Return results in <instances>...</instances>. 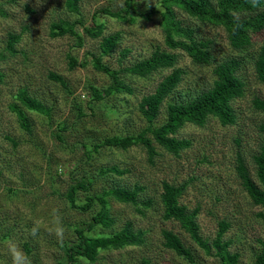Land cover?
<instances>
[{
    "label": "rangeland",
    "instance_id": "rangeland-1",
    "mask_svg": "<svg viewBox=\"0 0 264 264\" xmlns=\"http://www.w3.org/2000/svg\"><path fill=\"white\" fill-rule=\"evenodd\" d=\"M63 2L0 0V264H10L5 248L9 238L20 242L32 264L65 262L64 249L74 242V225L86 223L98 209L97 204L88 211L69 206L66 193L81 178L89 184L87 191L77 190L78 204L87 195H99L114 187L143 188L136 206L109 198V214L114 224L109 229L96 227L87 235L111 234L130 223L135 231L142 232L144 240L140 246L100 251L94 262L78 260L77 264H219L215 257L192 243L175 222L162 219L158 196L163 181L186 185L179 202L189 211L198 209L197 223L204 238L214 237L217 222H228L230 227L225 238L232 241L230 251L238 254V264H253L257 240L263 237L264 230L256 217L259 209L243 190L235 166L239 155L254 176L252 157L261 143L258 128L264 122V113L256 111L252 103L255 98H264V87L256 78L253 59L264 32L253 35L252 47L240 53L229 47L222 27L176 11L178 19L195 29L196 37L211 42L212 63L197 66L181 52L165 47L160 0H80L78 15L68 13ZM127 4L130 8L126 13ZM59 20L83 23V26L76 25L81 44L69 35L49 36L50 25ZM94 24H101L102 32L97 38H89L82 27ZM9 35L18 38L12 53L7 50ZM110 36L117 40L103 54L100 44ZM158 47L178 54L176 67L182 69L183 76L163 102L153 127L164 122L167 103L206 90L213 81L212 68L232 57L241 60L238 75L244 83L243 96L232 102L235 124L222 126L215 119L200 127L185 124L175 136L188 140L190 147L178 156L155 144L157 154L152 161L139 145L125 150L102 147L92 152L91 146L104 138L135 135L148 126L137 109L138 102L152 93L171 71L160 70L146 78L121 74L132 94L94 101L90 86L101 89L109 80L93 67L92 57L100 56L110 69L121 71L148 57ZM69 56L84 66L69 69ZM50 73L60 76L65 86L49 79ZM21 89L49 109L47 116L27 113L31 135L19 128L10 108L16 104L15 97ZM58 123L65 124L63 131ZM146 200L151 203L145 207ZM54 208L59 209L67 227L62 243L48 230ZM37 222H40V231L32 237L29 230ZM162 230H171L181 238L192 251L194 263L163 247Z\"/></svg>",
    "mask_w": 264,
    "mask_h": 264
},
{
    "label": "trees",
    "instance_id": "trees-1",
    "mask_svg": "<svg viewBox=\"0 0 264 264\" xmlns=\"http://www.w3.org/2000/svg\"><path fill=\"white\" fill-rule=\"evenodd\" d=\"M10 1L14 2L15 0ZM63 1L64 8L68 13L79 14L80 0ZM159 6L161 8L160 26L165 47L169 51L181 52L197 66H209L212 63L211 42L196 37L195 29L178 19L176 11L202 23L222 27L226 33L229 47L240 53L252 47L253 35L264 32V0H259L256 6H253L252 0H160ZM129 8L130 5L127 4L126 13ZM108 14L116 18L122 17L116 13ZM77 24L83 26V23L78 20L71 23L66 20L53 22L50 25L49 36L57 38L69 35L81 44V36L76 31ZM82 31L89 38H97L102 32V25L94 24L90 27H82ZM116 40L117 37L104 38L100 44L102 53H107L108 50L112 49ZM17 41L16 36H8V52L12 53L13 46ZM124 55L125 53L122 54V56ZM177 62V53L167 52L159 47L155 48L148 57L121 71L110 69L102 63L100 56L92 57L93 67L104 73L109 80L107 86L101 89L90 86L91 97L94 101L123 93L132 94L131 87L123 81L121 74L135 78H146L160 70H171L157 84L152 93L144 95L138 102L137 109L148 126L135 135L104 138L100 143L91 146L92 152H97L102 147L125 150L139 145L145 149L148 160L152 161L157 154L155 144L163 151L178 156L183 150L190 147L188 140L178 139L175 136L185 124L200 127L205 125L209 119H215L222 126L235 124L236 114L232 102L243 96L244 83L238 75L241 60L232 57L218 62L212 68L213 81L206 90L185 99L167 103L164 122L153 127V121L158 116L163 102L173 93L182 79L183 71L176 67ZM75 66H84V64L78 63L69 56V69ZM253 68L258 82L264 87V35L254 56ZM48 77L61 86H65L60 76L50 73ZM1 79L0 74V81ZM15 98L16 104L10 106L11 111L16 116L19 128L31 135L32 128L27 113L32 112L47 116L49 109L42 101L31 97L25 89L19 90ZM252 104L256 111L264 113V98H255ZM58 126L60 131L65 129L64 123H58ZM258 131L261 135V143L257 153L252 157L255 168L254 176H251L243 158L239 155L236 158L235 172L252 205L259 209L256 217L264 230V122L259 125ZM9 141L12 145H16L13 140L9 139ZM88 184L86 179L81 178L66 193V199L71 208L88 211L94 204H97L98 209L86 223L74 225V242L66 245L64 249L65 262L62 264H77L78 260L94 262L100 251H118L125 247L143 244L142 232L135 231L130 223H126L119 231L111 234H86L96 227L109 229L114 224V220L109 214V198L118 203L136 206L138 195L143 188L140 186L132 188L114 187L99 195H87L84 202L78 204L76 201L77 190L87 191ZM185 187V184L174 185L165 181L161 183L158 202L162 208V219L175 222L187 234L192 243L205 254L215 257L219 264H238V254L230 251L232 241L225 238L230 224L223 220L217 222L214 237L212 239L204 238L200 234L197 223L198 209L189 211L179 202ZM150 203L149 200H146L143 206H149ZM161 237L165 249L174 252L189 263H194L192 251L177 234L171 230H162ZM257 244L258 249L253 258V264H264V234L262 238L257 240Z\"/></svg>",
    "mask_w": 264,
    "mask_h": 264
},
{
    "label": "clouds",
    "instance_id": "clouds-1",
    "mask_svg": "<svg viewBox=\"0 0 264 264\" xmlns=\"http://www.w3.org/2000/svg\"><path fill=\"white\" fill-rule=\"evenodd\" d=\"M259 0H252L253 6H256ZM49 233L53 235L58 243L65 239L67 227L59 209H52L50 219L48 220ZM40 231V222L35 223L29 230L32 237H36ZM5 248L10 258V264H32L31 257L24 251L19 241L9 238L5 241Z\"/></svg>",
    "mask_w": 264,
    "mask_h": 264
}]
</instances>
